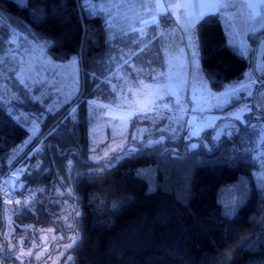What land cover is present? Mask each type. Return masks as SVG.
I'll return each mask as SVG.
<instances>
[{"label":"trees","instance_id":"1","mask_svg":"<svg viewBox=\"0 0 264 264\" xmlns=\"http://www.w3.org/2000/svg\"><path fill=\"white\" fill-rule=\"evenodd\" d=\"M86 1L0 0L2 51L10 29H16L45 41L56 61L78 56L82 70V87L71 102L77 105L75 120L65 112L71 104L49 114L39 135L12 162L10 151L29 132L0 100V233L8 179L17 186L16 201L23 197L27 202L18 203L15 217L35 223L49 214L44 195L59 182L72 190L70 199L80 212L75 218L81 237L72 249L73 264H264V186L255 176L260 168L256 129L243 127L211 141L209 148L200 143L187 149L184 138L147 145V137L113 165L125 149L97 163L88 160L87 106L109 101L122 53L127 66L133 61L143 71L162 68L165 57L159 24L150 25L143 36L133 32L108 40L104 13L89 9ZM165 20L161 16L159 23ZM196 32L201 67L212 90L220 91L243 76L250 63L230 46L217 14L205 15ZM259 38H264L262 29L248 35L251 43ZM20 107L43 108L33 100ZM41 142V150L29 155ZM146 167L152 168L153 187L146 174H139ZM240 176L249 191L235 213L226 216L217 200L219 188ZM37 187L43 190L38 193L43 199L33 204L30 191Z\"/></svg>","mask_w":264,"mask_h":264},{"label":"rangeland","instance_id":"2","mask_svg":"<svg viewBox=\"0 0 264 264\" xmlns=\"http://www.w3.org/2000/svg\"><path fill=\"white\" fill-rule=\"evenodd\" d=\"M15 1L26 3V0ZM148 2L152 18L160 27L167 26L159 23L161 16H167L175 22L172 30L167 31L169 36L170 33L172 35L166 37L170 41L162 47L163 52L169 50L165 67L145 75L147 71L140 69L135 62H129L131 68H118L117 81L111 86L113 93L109 101L89 102L88 160L97 163L125 149V153L118 156L113 165L131 154L135 150L134 145L147 137H150L145 141L147 145L164 142L167 138L175 142L184 138L188 140L187 149L196 148L200 143L209 148L211 141L237 133L247 126L258 132L255 156L260 162V168L255 176L259 184L264 186V38H259L257 43H251L248 39V35L264 28V18L259 15L253 18L252 13L256 10L247 7L248 3L257 0H229V6L218 13L215 8L209 7L216 4L217 0ZM86 4L89 9L100 14L106 10L113 13L106 0L98 3L87 0ZM202 13L217 14L220 17L228 42L235 37L236 49L250 63L241 78L227 83L220 91L210 88L201 67L200 52L198 67L194 63L192 48L187 39L188 25ZM10 39L13 41L11 46ZM46 47L45 41L34 40L27 34L10 29V37L0 56V59L7 58L0 71V100L7 104L8 112L29 132L28 137L10 151L8 162L25 152L39 135L48 115L71 104L82 87L79 57L56 61L49 56ZM13 49L19 50V55L14 58ZM121 56L122 62L127 64L123 53ZM252 81L257 83L253 84ZM164 92L168 95L163 100H157V95ZM27 100L37 101L43 108L31 111L22 109L20 103ZM246 106L252 111L242 112ZM160 107L161 110H158ZM65 112L70 120H75L77 105L71 104ZM198 113L205 114V120L195 121L194 115ZM42 145L41 142L35 146L29 155L40 151ZM151 171V167L140 168L139 174H146L153 187L154 179H149ZM4 178L8 179L7 176ZM42 191L39 187L30 191L33 204L43 199L38 196ZM248 191L249 185L243 176L235 182L222 185L217 200L223 214L232 216ZM70 196L72 190L69 187L64 189L59 182L52 183L44 195L46 199H43L44 209L49 214L44 221L36 223L21 222L15 217L16 211L20 210L18 203L27 205L23 197H20V202L5 197L0 233V264H73L72 249L80 240L81 229L77 223L80 212L79 209L76 211ZM34 212L38 214L40 211Z\"/></svg>","mask_w":264,"mask_h":264},{"label":"crops","instance_id":"3","mask_svg":"<svg viewBox=\"0 0 264 264\" xmlns=\"http://www.w3.org/2000/svg\"><path fill=\"white\" fill-rule=\"evenodd\" d=\"M106 1L113 10V13H110V11L108 12V10H106V12L104 13L106 18L108 40H113L116 37L127 35L133 32L143 36L147 32V28L150 25L156 24V22H154L155 19L152 18V9L148 0H106ZM125 4L126 6H124ZM168 21L171 22L169 23ZM164 24H166L167 26H162L160 30L163 36L162 47L166 46L168 44V41H170V39L166 37H170V36L172 37V35L170 33L169 36L167 31L172 30L173 26L175 25V22L172 19H168L166 16V20ZM109 25H111L110 28ZM133 29H135V31H133ZM168 51L163 52L166 61L169 53ZM126 67H128L126 62L120 65V68H126ZM156 70L158 69L157 68L151 69L144 74L151 75ZM199 131L200 130H198V132Z\"/></svg>","mask_w":264,"mask_h":264},{"label":"snow or ice","instance_id":"4","mask_svg":"<svg viewBox=\"0 0 264 264\" xmlns=\"http://www.w3.org/2000/svg\"><path fill=\"white\" fill-rule=\"evenodd\" d=\"M100 2V0H93V3H98ZM229 6V0H217V3L214 5H209L210 8H215L216 12L218 13L219 11H221L222 9H226ZM176 7H186L185 5H176ZM247 7L249 9H254L256 11H254L252 13V17L256 18L257 15H259L260 18H264V0H257V2H252V3H248ZM206 15V13H202L196 20L192 21L189 25L188 28L186 29L187 32V39L189 42V46L192 48V53H193V60L194 63H196L197 67H198V56H199V48H200V41L199 38L197 36V32H196V28L195 25L197 22H199L200 19H203V16ZM44 16H41L40 19H44ZM0 25H2V18H0ZM111 27V25H109V28ZM133 31H135V29H133ZM262 31H264V29H262ZM18 39H23V37H19ZM132 43H135V40L130 41ZM13 44V41L10 39L9 40V45L11 46ZM230 46L233 48V50H236V44H235V37H233L232 41H230ZM143 51V48L141 49V52ZM3 55V51L2 49H0V56ZM19 55V50L18 49H13V58L15 56ZM7 62V58L4 59H0V71L3 70V65ZM11 67V66H10ZM16 71V70H14ZM253 84L257 83V81H252ZM235 90V89H234ZM168 95V93L164 92V93H160L157 95V100H163L164 96ZM153 103H155V101H153ZM247 111V112H251L252 109L251 108H247L246 109H242L241 111ZM241 117H236V119H240ZM251 126V125H249Z\"/></svg>","mask_w":264,"mask_h":264},{"label":"built area","instance_id":"5","mask_svg":"<svg viewBox=\"0 0 264 264\" xmlns=\"http://www.w3.org/2000/svg\"><path fill=\"white\" fill-rule=\"evenodd\" d=\"M158 110H161V107ZM194 118L197 121H203V120H205L206 115L203 114V113H198V114L194 115ZM13 176H15V175H13ZM13 180H15L14 177H13ZM6 186H7V189H6L7 198L11 199V200H16L17 199V195H16L17 186H16L15 182L14 181H10V182L7 183ZM27 197H29V195H27Z\"/></svg>","mask_w":264,"mask_h":264}]
</instances>
